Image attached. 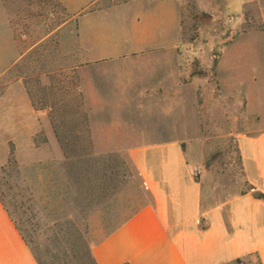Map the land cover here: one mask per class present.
Returning <instances> with one entry per match:
<instances>
[{
	"label": "crops",
	"instance_id": "crops-1",
	"mask_svg": "<svg viewBox=\"0 0 264 264\" xmlns=\"http://www.w3.org/2000/svg\"><path fill=\"white\" fill-rule=\"evenodd\" d=\"M8 1L0 0L6 159L12 146L14 155L24 151V164L36 163L43 150L63 157L47 111L33 108L22 75L26 59L58 37L59 68L75 71L93 150L123 152L150 196L92 245L95 264H229L245 257L264 264V200L253 196L264 193V122L237 136L240 177L213 169L192 177L201 165L188 159L182 139L191 125L184 122L179 3L131 0L104 7V0H56L66 21L26 46L28 35ZM246 98L248 113L256 112L253 96ZM262 111L261 104L258 115ZM38 134L46 142L35 144ZM245 184L255 190L244 192ZM0 264H39L1 200Z\"/></svg>",
	"mask_w": 264,
	"mask_h": 264
},
{
	"label": "rangeland",
	"instance_id": "rangeland-1",
	"mask_svg": "<svg viewBox=\"0 0 264 264\" xmlns=\"http://www.w3.org/2000/svg\"><path fill=\"white\" fill-rule=\"evenodd\" d=\"M123 1L131 0H104L101 6ZM176 1L181 16L182 80L187 85L183 88L188 99L183 104L187 112L184 122L191 125L187 129L191 132L182 136L188 159L198 160L202 170L213 169L238 178L241 171L237 136L264 122V111L257 113L261 104L264 107V0ZM8 3L11 13L20 14L12 16L20 20L21 33L28 35L26 46L66 21L65 12L52 0ZM17 8L20 13L15 12ZM70 31L74 32V26ZM55 41L59 46L58 37H53L39 48L42 64L47 60L48 66L52 64L54 68L49 75L53 77L51 85L40 69L32 74L26 70L24 74L32 76L29 89L37 104L46 89L53 87L54 94L46 96V100L58 103L53 115L58 124L67 122L61 129L65 131L67 126L71 128L75 121L72 115L80 107L72 74L57 71L64 61L58 46L53 50ZM49 50L51 55L46 53ZM37 77L43 80L39 85ZM248 95L253 96L256 112L248 113ZM66 106L68 112L64 113ZM3 137L0 136V165L6 162L0 166V198L39 264H93L89 257L92 245L150 200L123 152L94 151L103 158L114 153L112 158L119 165L114 169L118 172L116 180L107 181L105 195L95 188L89 195L84 183L78 186L69 181L63 168L66 162L63 157L56 158L52 150L39 151L38 161L32 164L21 163L26 159L24 151H20L14 155L16 168L1 170L7 164ZM96 166L95 173L100 176L101 166ZM111 173H106L108 178ZM229 264L258 261L245 257Z\"/></svg>",
	"mask_w": 264,
	"mask_h": 264
},
{
	"label": "trees",
	"instance_id": "trees-1",
	"mask_svg": "<svg viewBox=\"0 0 264 264\" xmlns=\"http://www.w3.org/2000/svg\"><path fill=\"white\" fill-rule=\"evenodd\" d=\"M52 1L56 2V4L60 7V5L57 3L56 0H52ZM125 2L126 1L117 2L115 4H109L105 7H111L113 5H118V4H122ZM53 44H54V46H53V50H54V48L55 49L57 48L58 44L56 41ZM40 47H41V45L39 46V48ZM39 48L37 49V51H35L33 53L32 56H30L26 59L27 62L24 65V69L22 70L23 81H24V85L26 88L27 95L29 96L31 103H32V106L35 110H46L47 111V114H48L51 126L53 128L55 137H56L58 144L60 146L64 162H66L63 168L65 170L66 177L69 179V181H71L73 184L78 185V186H81L84 183L85 186H87V188H86L87 194H89V195L94 194L93 193L94 191H92V189H94V188L101 195H105L106 189L108 186L107 181H115L116 180L115 175L118 172H115L114 169L119 165V163L117 162V160L112 158L113 156H115V155H113L114 153L108 154L107 158H103V156L96 155L94 153L93 145H92L89 130H88V119H87V115H86V112L84 110V106H83V103L81 100V95L79 93L77 80H76V76H75V71L74 70H67L69 74L70 73L72 74V80H73L72 83H74L73 91L76 92L77 103L79 104V107H80V108H78L79 110L74 111L75 113H74V115H72V118L75 117L76 119L73 118V120H75V121L73 122L71 128H69V126H67L68 128L66 127L65 131L61 130V129H63V125L66 124L67 122H65V120L62 121L63 123H61V125H62L61 126L60 124H58V122L56 121V119L53 115L54 109L58 103H54V102L48 103L46 100L47 99L46 96L54 94L53 87L50 89H48V88L46 89V95L44 94V98L41 101V103H39V104H37V102L34 100V98L32 96V93L29 89V85L31 82L29 80L32 78V76L27 75V74H26L27 75L26 76L24 74V71L29 70L30 74H32L34 71L36 72L40 69V71L44 72V79H46L45 81L49 82V85H51L50 83L53 81V77L49 76V75L54 73V68L51 65L48 66L47 60L45 61V64H42V57L43 56L41 55V52H39ZM47 53L51 54V51L49 50V51H47ZM57 71L61 72L64 70L59 68ZM39 81L43 82V80H39V78L37 77L35 82L38 85L40 84ZM42 88H43V86H42ZM66 108H67V106H66ZM63 112L67 113L68 108H67V110H65ZM65 116L68 117L67 114H65ZM68 119H71V117H69ZM38 136L39 137L41 136V139H38ZM34 141H35V144H40V143L46 142V139L43 137L42 134H38L35 136ZM123 163H122V165H123ZM239 163H240V158H239ZM96 165L101 166L100 176L96 175V173H95V170L98 171V169H97L98 166H96ZM6 167H15V168L17 167L16 161L14 158L13 146L10 149L6 166L5 167L3 166L1 170H4V168H6ZM111 171H112V173H111ZM107 172L111 173L110 178L107 177V174H106ZM249 190H255V189L253 187L245 184L244 192L249 191ZM253 196L258 200H264V193L254 191ZM0 200H1V198H0ZM1 202H2V200H1ZM3 206H4V204H3ZM6 211H7V209H6ZM8 214H9V212H8ZM9 216H10V214H9ZM89 257L92 260L93 264H95L93 257H92V254H91V249L89 250ZM240 260L241 259H237L234 262H239Z\"/></svg>",
	"mask_w": 264,
	"mask_h": 264
},
{
	"label": "built area",
	"instance_id": "built-area-1",
	"mask_svg": "<svg viewBox=\"0 0 264 264\" xmlns=\"http://www.w3.org/2000/svg\"><path fill=\"white\" fill-rule=\"evenodd\" d=\"M202 167L201 166H196L194 167L193 171H192V177L197 181L200 179L201 175H202Z\"/></svg>",
	"mask_w": 264,
	"mask_h": 264
}]
</instances>
